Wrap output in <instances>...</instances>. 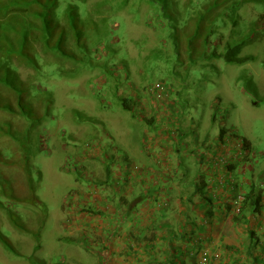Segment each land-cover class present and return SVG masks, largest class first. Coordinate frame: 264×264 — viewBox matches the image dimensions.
<instances>
[{
	"label": "rangeland",
	"instance_id": "obj_1",
	"mask_svg": "<svg viewBox=\"0 0 264 264\" xmlns=\"http://www.w3.org/2000/svg\"><path fill=\"white\" fill-rule=\"evenodd\" d=\"M77 2L51 5L48 41L6 63L14 88L0 85V264H133L127 205L111 239L106 218L92 228L78 216L81 187L97 192L93 173L107 160L99 143L132 152L140 97L164 113L175 102L194 118L214 112L212 125L225 118V132L248 136L252 158L264 155V0H86L68 20ZM102 188L99 199L118 201Z\"/></svg>",
	"mask_w": 264,
	"mask_h": 264
},
{
	"label": "crops",
	"instance_id": "obj_2",
	"mask_svg": "<svg viewBox=\"0 0 264 264\" xmlns=\"http://www.w3.org/2000/svg\"><path fill=\"white\" fill-rule=\"evenodd\" d=\"M143 100L133 101L144 114L133 113L141 132L129 156L120 157L117 148L99 143L95 152L107 160L102 158L100 171L93 173L100 180L97 192L88 195L81 187L84 210L78 219L88 225L84 217H92L95 228L106 218L102 228L111 239L116 231L112 218L119 205H127L133 264H264V164L256 160L264 155L252 158L255 150L248 136L225 132V118L219 126L212 125L214 112L194 118L175 102L172 111L164 113L161 103L155 102L151 110L153 101ZM209 107L215 105L210 102ZM110 152L115 154L112 159ZM102 186L117 191L118 201L116 194L99 199ZM87 199L93 211L86 210ZM105 201L113 211L103 210Z\"/></svg>",
	"mask_w": 264,
	"mask_h": 264
},
{
	"label": "trees",
	"instance_id": "obj_3",
	"mask_svg": "<svg viewBox=\"0 0 264 264\" xmlns=\"http://www.w3.org/2000/svg\"><path fill=\"white\" fill-rule=\"evenodd\" d=\"M58 2L59 0H0V70L5 72L4 76L0 74V85L2 88H14L12 81L9 80V72L7 71L11 57L15 55L19 63L21 62L20 58H25L23 55L26 54V51L34 48L35 42L39 40L48 41L49 35L45 29L53 21L48 14L51 12V5L55 6ZM78 8L87 10L86 0H78L77 3H74L69 8L67 13L68 20H70L69 15L71 14L75 18L73 10ZM15 35H19L21 37L20 40L15 41ZM28 37L30 44H27ZM5 49L8 50L7 54L2 52ZM123 105L131 111L132 107L127 100L123 101ZM0 133L2 132L0 131ZM238 208L240 211V206ZM168 264L175 263L170 260Z\"/></svg>",
	"mask_w": 264,
	"mask_h": 264
},
{
	"label": "built area",
	"instance_id": "obj_4",
	"mask_svg": "<svg viewBox=\"0 0 264 264\" xmlns=\"http://www.w3.org/2000/svg\"><path fill=\"white\" fill-rule=\"evenodd\" d=\"M238 200V199H237ZM236 205V204H235ZM235 211L236 212H238L239 211V208H238V205L237 206H235ZM202 260L204 261L205 260V262H206V260H207V256H205V255H203L202 256ZM200 264H202V262L200 261Z\"/></svg>",
	"mask_w": 264,
	"mask_h": 264
},
{
	"label": "clouds",
	"instance_id": "obj_5",
	"mask_svg": "<svg viewBox=\"0 0 264 264\" xmlns=\"http://www.w3.org/2000/svg\"><path fill=\"white\" fill-rule=\"evenodd\" d=\"M238 139H240V141L243 140L242 137H240V138H238Z\"/></svg>",
	"mask_w": 264,
	"mask_h": 264
}]
</instances>
